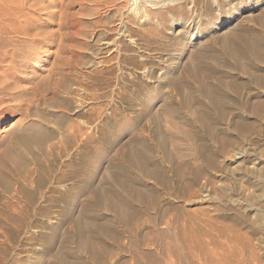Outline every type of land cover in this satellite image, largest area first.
I'll use <instances>...</instances> for the list:
<instances>
[{
  "label": "rangeland",
  "instance_id": "374dc122",
  "mask_svg": "<svg viewBox=\"0 0 264 264\" xmlns=\"http://www.w3.org/2000/svg\"><path fill=\"white\" fill-rule=\"evenodd\" d=\"M31 1L60 31L0 156L48 138L0 158V264H264V0Z\"/></svg>",
  "mask_w": 264,
  "mask_h": 264
},
{
  "label": "bare ground",
  "instance_id": "6f19581e",
  "mask_svg": "<svg viewBox=\"0 0 264 264\" xmlns=\"http://www.w3.org/2000/svg\"><path fill=\"white\" fill-rule=\"evenodd\" d=\"M50 1V0H48ZM156 1V0H155ZM31 2V3H30ZM36 4V2L31 1V0H0V121L2 120V118L7 117V114L13 115V114H20L23 119L28 118L31 116V108L35 105H38L40 101H42V98H39L38 95H42L45 93V91L41 88L39 83H33L32 85H28V86H22L23 83L20 82L22 81L21 77H19V73H24L27 71V69L30 67H33L32 61H35L36 56H38L39 52L41 49H43V43L46 42V40H52V41H56V33L58 34L60 30H55V31H48V29H44L45 28V22L39 21V18H36L34 16H32L30 14V12L28 10H30V8L32 6H34ZM49 4L51 5L52 2H49ZM172 8V7H171ZM38 9H42L41 6L36 7L35 10L32 11H37ZM31 11V10H30ZM63 10H62V14H63ZM59 13H53L51 14V16L56 17ZM48 15V14H47ZM59 16V15H58ZM148 16V15H147ZM50 17V16H49ZM151 18V17H150ZM47 23V22H46ZM42 25L44 28H40L39 26ZM60 26V24H59ZM61 28V27H60ZM246 39V38H245ZM238 41V40H237ZM240 41V38H239ZM245 42L248 40H244L243 38L241 39V42ZM50 42V41H49ZM236 42V41H235ZM251 42V41H250ZM48 43V42H47ZM53 43V42H52ZM224 43V42H223ZM237 44V42H236ZM240 43H238L237 46H239ZM253 44V43H252ZM244 46V44H240L239 48L241 46ZM245 45L248 47V49L250 48L248 45L245 43ZM225 46V45H224ZM251 46V44H250ZM252 47L255 46H251V51ZM227 48V47H226ZM225 49V48H223ZM242 49V47L240 48ZM247 49V48H246ZM254 49V48H253ZM256 49V48H255ZM245 50V48H244ZM258 50V49H257ZM247 51V50H245ZM248 51V52H249ZM226 52V51H225ZM224 53V52H223ZM231 51L229 52L230 55ZM234 53V51H233ZM253 53V52H252ZM261 53V52H260ZM227 54V53H226ZM251 54V53H250ZM57 55V54H56ZM252 55V54H251ZM256 55V56H255ZM255 55L253 57H256V60L259 57H257L258 52L255 53ZM228 56V55H227ZM232 56V55H231ZM234 54H233V58H234ZM258 56H261L258 55ZM229 57V56H228ZM236 57V56H235ZM119 58V57H118ZM232 59V58H231ZM37 60V59H36ZM123 60V58H122ZM257 60V61H258ZM264 60V59H263ZM121 63V62H120ZM257 63V62H256ZM56 61L54 63V67L52 69V74H56L57 69H60L59 67H56ZM30 70V69H29ZM113 70V69H112ZM90 73V72H89ZM209 73V72H208ZM253 74V73H252ZM250 73V75H252ZM89 75V74H88ZM255 75V73H254ZM22 76V75H21ZM253 76V75H252ZM23 77V76H22ZM25 77V76H24ZM26 78V77H25ZM30 79V78H29ZM223 80V79H222ZM221 80V81H222ZM256 80V79H255ZM37 81V80H36ZM20 82V83H19ZM22 83V84H21ZM63 82H59V81H55L53 88L54 90H58L63 84ZM258 83V82H257ZM256 83V84H257ZM261 83V82H260ZM21 84V85H20ZM25 84V83H24ZM258 85V84H257ZM262 85V84H261ZM64 86V85H63ZM260 87V85H259ZM206 89V88H205ZM210 91V89H209ZM207 93H211L208 92ZM212 95V94H211ZM214 97V96H213ZM38 101V102H37ZM55 105V104H54ZM35 112V111H34ZM37 114V113H35ZM85 115H89L90 112L87 111L86 113H84ZM90 116V115H89ZM32 118V117H31ZM5 119V118H4ZM22 119V118H21ZM90 119V118H88ZM32 120V119H31ZM22 121V120H21ZM25 121V120H24ZM29 121V120H28ZM90 121H88L87 123L89 124ZM23 123V122H22ZM20 123V124H22ZM28 129V128H27ZM26 129V130H27ZM14 132V131H13ZM45 132V131H44ZM63 132V131H62ZM74 132V131H73ZM17 133V132H16ZM26 134V132H24ZM41 133V132H40ZM43 133V132H42ZM61 133V132H60ZM88 133V132H87ZM18 134V133H17ZM23 134V133H22ZM21 135L19 134L16 138V142L14 141H10L13 142V145H16L15 143L19 144L17 145L18 148L21 145V147H25L27 149V145H29L32 141V143L36 142V145H42V142L44 140V138H48L47 134L45 136V134H39L36 133L34 136L31 135H27L29 134V132H27L26 135ZM86 134V133H85ZM63 135V134H62ZM74 135V134H73ZM76 135V134H75ZM78 135V134H77ZM63 137V136H62ZM67 138V137H66ZM15 139V138H14ZM13 139V140H14ZM60 139V138H59ZM83 140V139H82ZM91 140V136H90V132L89 134H87L84 138L83 141V145L85 147V145H89V142ZM65 141V140H64ZM68 141V139L66 140ZM63 141H59V143H55L54 145L57 144V146L63 145L64 143ZM70 141V140H69ZM68 141V142H69ZM58 142V141H57ZM80 142H82L80 140ZM9 143V142H8ZM10 144V143H9ZM68 144V143H67ZM81 144V143H80ZM81 144V147H82ZM10 145V146H11ZM31 145V144H30ZM29 145V146H30ZM38 145V146H39ZM53 145V146H54ZM70 143L67 145H65V148L69 147ZM9 145L7 144V148H5L7 151L6 154L2 156H0L1 160H6L4 158H9L12 160L13 164L17 161L15 158L13 157H17L18 153L14 155V152L10 149L13 147H8ZM16 146V147H17ZM37 146V147H38ZM64 146V145H63ZM49 147V146H48ZM55 147V146H54ZM78 147V146H77ZM90 147V146H89ZM15 148V147H14ZM42 148V147H41ZM56 148V147H55ZM17 149V148H16ZM25 149V150H26ZM39 149V147H38ZM53 149V148H52ZM63 149V148H62ZM88 149V147H87ZM18 150V149H17ZM48 149H46L47 152ZM51 150V149H50ZM58 152V149H56ZM64 150V149H63ZM62 150V151H63ZM75 150H79V149H75ZM40 151V149H39ZM55 151V150H54ZM61 151V152H62ZM81 151V150H80ZM4 152V149L3 151ZM45 152V153H46ZM49 152V151H48ZM60 152V149H59ZM75 152V151H74ZM78 152V151H77ZM37 153V152H36ZM81 153V152H80ZM35 154V153H34ZM54 154V155H53ZM52 155L55 156V152ZM60 153H58L59 156ZM84 153L82 152V155ZM87 154V152H86ZM50 155V154H49ZM81 156V155H80ZM85 156V155H84ZM84 156H81L80 158H85ZM82 158V159H83ZM6 160L10 161V160ZM81 159V160H82ZM90 159V157L88 158ZM19 160V157H18ZM50 160V159H49ZM74 161V160H73ZM86 162V160H83ZM5 162V161H4ZM23 162V161H22ZM52 162V161H51ZM90 162V161H89ZM88 162V163H89ZM2 163V162H1ZM8 163V162H7ZM18 164V162H17ZM21 164V163H20ZM53 164V162H52ZM63 164V163H62ZM83 164V163H82ZM90 164V163H89ZM49 165V164H48ZM58 165V164H57ZM16 166V165H15ZM14 166V167H15ZM19 166V164H18ZM52 166V165H51ZM89 166V165H87ZM50 167V166H49ZM54 167V165H53ZM20 168V167H17ZM59 168V167H58ZM49 168H47L48 170ZM53 169V168H51ZM50 169V171H51ZM81 169V168H80ZM20 170V169H19ZM88 170V169H86ZM30 171V170H29ZM54 171V170H53ZM52 171V172H53ZM77 171V170H76ZM49 172V171H48ZM57 172H55L56 175ZM60 176H64V174H62L63 172H60ZM54 174V173H53ZM58 174V173H57ZM66 174V173H65ZM90 175V171L88 170L87 172V180L89 179ZM49 176V175H48ZM57 176V175H56ZM55 176V177H56ZM66 176V175H65ZM71 176V175H70ZM77 176V175H76ZM50 177V176H49ZM86 177V176H85ZM51 178V177H50ZM62 178V177H61ZM60 178V179H61ZM68 178V177H67ZM58 179V178H57ZM42 180V179H41ZM59 180V179H58ZM62 180V179H61ZM86 180V181H87ZM53 181V180H52ZM38 182V181H37ZM89 182V181H88ZM43 185V184H41ZM88 185V184H86ZM90 186V185H89ZM89 188V187H88ZM48 200V199H47ZM33 201V200H32ZM76 202V201H75ZM73 203V202H72ZM25 216V215H24ZM23 217V216H22Z\"/></svg>",
  "mask_w": 264,
  "mask_h": 264
}]
</instances>
